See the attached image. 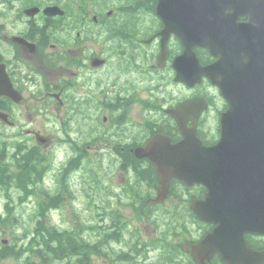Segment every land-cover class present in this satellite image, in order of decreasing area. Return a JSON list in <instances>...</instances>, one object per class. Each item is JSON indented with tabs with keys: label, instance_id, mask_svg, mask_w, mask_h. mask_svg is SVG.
<instances>
[{
	"label": "flooded vegetation",
	"instance_id": "flooded-vegetation-1",
	"mask_svg": "<svg viewBox=\"0 0 264 264\" xmlns=\"http://www.w3.org/2000/svg\"><path fill=\"white\" fill-rule=\"evenodd\" d=\"M63 1L67 7L56 16L43 14L44 7L27 16L22 0L0 1V264H38L40 252L35 234L25 236L17 229L21 220L30 218L21 207H32L39 200L37 187L32 188L31 182L37 178L39 168L47 167L52 157L50 149L58 147L57 154L68 160L80 158L82 175L67 181L76 189L100 185L103 171L113 184H117L118 176L124 185L131 186L123 175L133 172L134 148L143 146L152 130L170 133V129H176L166 114L169 106L165 100L181 86L173 81L172 64L185 51L182 36L188 35L177 15L181 9L177 1L162 0L158 13L159 0H97L79 7L78 16L72 14L77 10L75 0ZM29 2L53 4V0ZM225 11L229 7L216 8L217 14L212 8L211 15L191 18L190 37L195 41L190 49L202 65L230 57V48L221 43L229 35ZM247 20L246 14L238 17L240 22ZM198 24L218 29L209 46L197 40ZM163 28L168 30L166 36L161 33ZM159 62L162 65L157 66ZM201 83V89L194 85L188 90L193 97L205 95L209 102L206 113L216 114L226 107L210 78L203 77ZM102 112L111 113L103 118ZM210 132L209 128L202 130L204 137ZM60 145H65V150H60ZM86 167H90L88 171ZM27 170L29 180L22 187L21 177ZM138 173L155 171L153 168L148 173ZM49 185L44 196H50L60 186L58 175L49 180ZM22 189L28 190L24 198ZM151 192L153 195L155 190ZM127 194L131 196L129 201H123L126 214L116 211L115 216L125 224L115 227L113 222H119L116 218L102 227L92 264H149L133 262V253L139 259L144 253V247L132 245L133 238L141 237L140 228L150 229L148 218L159 217L156 213H162L172 200L153 202L151 196L148 200L152 207L146 206L147 200L142 202L144 207L138 208L139 214L133 220V193ZM112 198L117 207L120 199ZM211 227L205 225L206 229ZM177 228L175 237L180 235L182 224ZM52 259L49 252L46 260ZM80 259L79 264L90 261L87 257ZM210 264L225 263L215 257Z\"/></svg>",
	"mask_w": 264,
	"mask_h": 264
},
{
	"label": "water",
	"instance_id": "water-1",
	"mask_svg": "<svg viewBox=\"0 0 264 264\" xmlns=\"http://www.w3.org/2000/svg\"><path fill=\"white\" fill-rule=\"evenodd\" d=\"M177 1L183 7L179 13L181 22L190 24V21L184 20L191 14L186 10L190 2L184 6V0ZM200 1L195 0L194 3L198 8L203 7ZM252 2L255 6H264V0ZM201 29L200 26L197 27L198 35ZM262 31L258 30L252 36L253 44H257L255 42L259 34H263ZM237 40L244 41L242 45L249 43L242 38H236ZM228 45L231 53L248 56V59L240 60L230 56L211 66L198 65L192 78H182L192 84L201 74L209 75L213 67H217V70L225 69L221 90L229 107L222 116L220 142L209 150H194L188 147L189 139L184 140L172 150L174 169L165 170L166 167H163L161 171L164 182L170 175L183 177V174H188L208 186V208L217 216L213 220L218 225L192 248L193 254L198 252L199 256L209 257L217 251L224 257L240 256L238 263L261 264L264 263V250L257 252L249 249L243 233L264 234V53L244 46L237 47L238 44L231 39ZM196 106H199L198 101H186L181 104L180 109ZM197 206L198 203L195 202L193 208L196 209ZM227 231L230 232L229 244L224 242ZM194 258L202 262V258L199 259L196 255Z\"/></svg>",
	"mask_w": 264,
	"mask_h": 264
},
{
	"label": "trees",
	"instance_id": "trees-1",
	"mask_svg": "<svg viewBox=\"0 0 264 264\" xmlns=\"http://www.w3.org/2000/svg\"><path fill=\"white\" fill-rule=\"evenodd\" d=\"M133 161H136L135 159H133ZM44 220L41 219L40 222H39V227L41 229H45L44 227ZM251 245H253L254 247H257V248H264V240H252L250 241Z\"/></svg>",
	"mask_w": 264,
	"mask_h": 264
},
{
	"label": "rangeland",
	"instance_id": "rangeland-1",
	"mask_svg": "<svg viewBox=\"0 0 264 264\" xmlns=\"http://www.w3.org/2000/svg\"><path fill=\"white\" fill-rule=\"evenodd\" d=\"M180 94H181V96H184V95H187L188 94V91H186V90H184L183 88H181V90H180ZM54 221L58 224V225H63L60 221H58V220H56V219H54ZM65 225V224H64ZM63 225V226H64Z\"/></svg>",
	"mask_w": 264,
	"mask_h": 264
},
{
	"label": "bare ground",
	"instance_id": "bare-ground-1",
	"mask_svg": "<svg viewBox=\"0 0 264 264\" xmlns=\"http://www.w3.org/2000/svg\"><path fill=\"white\" fill-rule=\"evenodd\" d=\"M105 9V8H104Z\"/></svg>",
	"mask_w": 264,
	"mask_h": 264
}]
</instances>
